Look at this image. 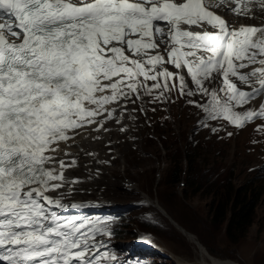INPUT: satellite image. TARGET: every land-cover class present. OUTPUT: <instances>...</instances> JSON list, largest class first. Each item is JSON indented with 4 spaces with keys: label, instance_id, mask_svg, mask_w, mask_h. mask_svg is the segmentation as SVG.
<instances>
[{
    "label": "snow or ice",
    "instance_id": "obj_1",
    "mask_svg": "<svg viewBox=\"0 0 264 264\" xmlns=\"http://www.w3.org/2000/svg\"><path fill=\"white\" fill-rule=\"evenodd\" d=\"M251 3L264 10V0H247L243 8L237 0L233 11L247 14ZM202 22L215 30L181 27ZM157 34L169 45L167 61L150 51L159 47ZM125 46L139 58L126 55ZM257 62L264 65V27L232 28L202 0H0V261L129 264L96 240L113 234L110 221L57 211L85 207L65 202L63 192L48 194L65 186L74 191L81 181L64 176L75 161L66 165L46 153L85 125L107 131L106 121L116 119V108L108 106L132 95L142 98L141 89L144 95L159 90L156 100L167 99L165 91L172 88L181 95L210 96L209 103L198 106L210 119L223 118L237 127L264 118V103L258 110H235L264 93V67L240 71ZM166 63L186 68L195 90ZM214 73L222 76L223 99L205 87ZM253 77L258 87L251 91L235 82L249 85ZM170 78H178V85L170 86Z\"/></svg>",
    "mask_w": 264,
    "mask_h": 264
},
{
    "label": "rangeland",
    "instance_id": "obj_2",
    "mask_svg": "<svg viewBox=\"0 0 264 264\" xmlns=\"http://www.w3.org/2000/svg\"><path fill=\"white\" fill-rule=\"evenodd\" d=\"M171 82L172 78L169 79V84H171ZM152 83L154 82L150 81L148 85L151 86ZM161 83H163V78H161ZM153 93L158 94L159 90H153ZM141 96L142 98L138 99L133 95V99L130 101L129 107L132 108V110L129 115H131V119L125 122L128 128L130 127L129 130L123 132L120 131L123 127L117 123V120L114 121L113 119V121H110L111 124L109 123L108 126H106L110 129L108 133L110 134L111 132L110 137L112 138L111 140L114 141L115 146H104V144L96 145L97 150L102 151V162L99 166L100 168L103 167V170L94 172L92 168L87 165V162L84 161V158H79L80 164L79 166L77 165L76 168L81 169L78 170V172L82 171L84 176L87 175L86 177H90L92 183L90 187L93 188H83V190L89 191L88 195L83 197V200H87V198H95L97 196L95 192L99 190H104L108 195H116L121 200L125 199V196L129 198L132 192H126L123 189L119 190L118 188H114L112 184L113 182L119 183V177L123 180L125 178L131 179L139 186L150 191V193H156L160 203L165 209L174 212L183 227H185L190 233L188 232L186 235L179 233V235H177L176 233L178 232H172L171 234L165 235L169 233L166 232L169 224L167 223L164 214L159 210L150 207V209L143 210V212L145 211L144 213L142 212L143 215L147 214V217L151 218L153 222H158L151 216V211H156L160 217L162 216V222L153 225L149 223V221L144 220V217L138 219L139 221H135L134 219V221H132L133 224L127 227V233L122 234L118 243L131 242L132 235L129 234V231L136 234L135 232L139 230H157L156 232L171 250H174L184 258L186 257L190 260H194L193 264L211 263L213 262L211 258L216 255L222 264H264V189L258 196L259 199H257L254 212L251 215L248 226L245 228L244 235H239L238 231L236 232L233 229H228L227 226L231 207L238 210L239 207L242 206V203L233 205V199L236 196L237 191L247 182L248 166L254 164V162H251V160L247 158L249 153H246L245 149L247 146L244 141L245 134L238 137V141L235 144L216 142L210 146L211 151L206 150L209 158L206 161H202L203 167H210L211 165L215 168L216 162H219V164L225 163V166H229V168H226L225 170L227 173H222V175L212 183V187L211 185L210 187L206 185L209 173H204L201 170H198V168L193 172L192 176L200 181L202 188L193 192L191 189H193L194 186L189 184L186 197H176L173 193V186L166 183L164 179L160 177L161 168L157 167L160 163L158 158L163 152V149L160 146L158 139L155 141L153 138H150L151 130L149 121H152V124L155 122L158 126V128L151 133H154V135H163L164 133V135L168 136L167 138L172 137L175 139L176 136L182 137L181 128L172 122L170 125L175 134L171 135L170 127L159 125V122H163L164 119L156 112L149 113V105L147 103V96L149 95H144L143 89H141ZM170 101L171 98L169 97V100L167 101L169 102V105L172 102ZM149 104L151 105L152 102H149ZM153 106L159 107L158 105ZM159 108L156 110L161 111ZM170 109L174 112L175 117H179L180 124L184 125L183 127L190 126L193 113L188 110L191 109H188L186 105L180 106L179 108L177 106H172ZM180 110H182L181 114ZM160 130L162 133H160ZM136 137L138 138L137 140ZM164 142L168 143V145L172 144L168 140ZM175 143L176 142H174V144ZM113 147L118 148V153L115 152ZM72 149H76V147L72 146ZM218 150H220L221 153H219ZM197 153L198 152L195 150V155H197ZM197 156L201 158L200 154ZM178 158L182 159V156ZM230 166H233L234 172H231V179H227ZM166 170L167 169H165V171ZM112 175H117L119 177L113 179ZM224 178L225 180H223ZM218 182H226V184L231 185H229V188L228 185L219 188V185L221 184ZM140 194V192L132 193L133 197ZM245 196L246 193L244 192L239 195L240 198ZM219 205H221L224 214L220 220H214L213 217L215 210ZM93 209L94 208L91 206L85 209L70 208L68 210L57 211L65 217H77L78 215H82ZM136 223H138V225H136ZM153 226H157L158 229H155ZM140 233L137 234L139 235ZM206 250H208L211 255H209ZM132 251L133 250H131V252ZM141 255L143 256V259H152L154 261L152 264H168V262L156 261V253H141ZM221 263L218 262V264Z\"/></svg>",
    "mask_w": 264,
    "mask_h": 264
},
{
    "label": "bare ground",
    "instance_id": "obj_3",
    "mask_svg": "<svg viewBox=\"0 0 264 264\" xmlns=\"http://www.w3.org/2000/svg\"><path fill=\"white\" fill-rule=\"evenodd\" d=\"M115 79V78H114ZM113 121V120H112ZM111 124V123H110ZM106 124L104 125V127L106 128ZM97 127H98V125L97 124H93V125H89V126H87V125H85V127L83 128V129H77V130H75L74 132H70L69 133V135H70V137L72 138V139H69L68 141H66V142H69L68 144L66 143V142H59V144H58V147L60 146L61 148V151L60 152H58V147L54 144L52 147L53 148H55V149H58V150H55V151H50V152H47L46 154L47 155H51V156H53V157H55L56 155H57V157H56V159L57 158H64L65 156H67L66 154H65V151H67L68 152V150H70L71 148L69 147V146H73V141L75 140L76 141V145H74L73 147H76V149H73V151H74V153L77 155V156H80V157H82V158H84L85 160V162H87L88 163V165H89V163H91V165H89L90 167H92V166H94L95 168H100V166H99V164L97 163V158H95V156L94 155H89L88 153H93L94 154V152H93V149H96V152L98 151L97 150V148H96V145L98 146V145H102V143H104L105 142V140L107 139V138H105V137H108V135H109V133L107 132V131H104V130H99V131H97L96 129H97ZM80 130H85V131H83V132H87L86 134H89V136H87V137H83L82 135H79L77 138H75L76 137V134H78V132L80 131ZM95 137H99L98 139H96ZM182 138V137H181ZM182 141H183V139H182ZM101 143V144H100ZM67 145H69V146H67ZM98 148H100V147H98ZM198 148V151H199V154L201 153V158H199L196 162L198 163V164H202V161L204 160V161H206V160H208V158H209V155L207 154V151H206V149H204V148H199V146L197 147ZM81 150H83L82 152H81ZM63 152V153H62ZM65 164L66 165H69L68 163H67V161L65 162ZM86 165V164H85ZM226 164L224 163H218V165H216L215 166V171L217 172L218 171V168L219 167H221V166H225ZM57 167L59 166L58 164L56 165ZM163 166H165V165H163ZM168 166V165H167ZM211 166V165H210ZM168 167H164V169H167ZM230 170H231V166H230ZM91 171V170H90ZM226 171L224 170V172L223 173H225ZM93 173V172H92ZM64 176L68 179V180H73V179H75V178H78L81 182L80 183H78V184H75V185H73V187H74V191H69V188H68V186H65V187H63L62 189H60L59 191H57V192H49L48 194L50 195V196H53V197H55V196H57V195H59V193L60 192H63L64 193V196H65V202L66 201H70V200H78V199H83V197L85 196V195H88V192L89 191H87V190H83V188L84 187H86L87 189L88 188H91L90 186H91V181H90V177H84V174H83V172L82 171H80V172H78V171H75V170H73L72 169V167L70 166V167H67V169H65V172H64ZM87 176V175H86ZM89 176H90V174H89ZM85 189V188H84ZM91 189H93V188H91ZM127 200H129L128 198H127V196H125V199H123L122 201H127ZM152 212V211H151ZM153 213V212H152ZM168 213L170 214V217L174 220V221H176L177 222V224L183 229L182 231H183V235L185 234H188V230L185 228V227H183V225H182V223L178 220V218L175 216V214H174V212H172V211H170V210H168ZM153 215H156L155 213H153ZM152 216V215H151ZM150 216V217H151ZM177 228H179V227H177ZM175 229V228H174ZM190 233V232H189ZM177 235H179V233H176ZM207 252H208V250H206ZM205 252V251H204ZM209 253V255H211L210 254V252H208ZM206 256V255H205ZM213 256V255H212ZM217 256V255H216ZM216 256H214V257H212L211 259H212V261L214 262V264H218V262L219 263H221L220 262V259L218 258V257H216ZM210 259V260H211ZM222 264V263H221Z\"/></svg>",
    "mask_w": 264,
    "mask_h": 264
},
{
    "label": "trees",
    "instance_id": "obj_4",
    "mask_svg": "<svg viewBox=\"0 0 264 264\" xmlns=\"http://www.w3.org/2000/svg\"><path fill=\"white\" fill-rule=\"evenodd\" d=\"M197 152L199 153V151H197ZM197 155L194 156V160H196V161H197V157H198ZM228 171H229L228 177H230V174L232 172V168H231V170L228 169ZM256 181H257V179H256ZM253 183H254V185H252V187L249 186L247 188H243L240 190V192L246 193L245 197L240 198L239 195H237L235 197V199H233V205H236L238 203H242V206L239 207L238 210L236 208L231 207L229 222L227 225L228 229H233L236 232L238 231V234L242 235V236L244 235L245 228L248 226L251 215L254 212V208L256 206L257 199H259L258 196H259L260 192H262L260 190L259 185H257V182L255 185L254 178H253ZM246 201H248V202H246ZM223 214H224V212L221 208V205H219L215 210V214H214L213 219L214 220H220L223 217Z\"/></svg>",
    "mask_w": 264,
    "mask_h": 264
}]
</instances>
